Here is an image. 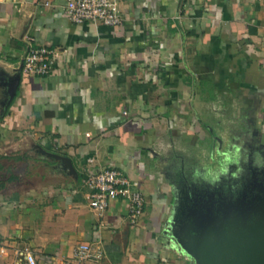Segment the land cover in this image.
I'll use <instances>...</instances> for the list:
<instances>
[{
  "label": "crops",
  "instance_id": "0c3cea01",
  "mask_svg": "<svg viewBox=\"0 0 264 264\" xmlns=\"http://www.w3.org/2000/svg\"><path fill=\"white\" fill-rule=\"evenodd\" d=\"M66 2L0 0V264H27L23 248L37 264H179L160 170L190 141H264V0H119L116 26L73 23ZM35 46L59 53L48 74L22 71ZM88 166L139 180L137 223L124 200L89 206ZM84 241L102 259L73 260Z\"/></svg>",
  "mask_w": 264,
  "mask_h": 264
},
{
  "label": "rangeland",
  "instance_id": "374dc122",
  "mask_svg": "<svg viewBox=\"0 0 264 264\" xmlns=\"http://www.w3.org/2000/svg\"><path fill=\"white\" fill-rule=\"evenodd\" d=\"M250 134L252 136L238 134L233 141L224 139L222 147L220 144L214 147L207 142L195 146L190 141L185 144L187 149L183 150L187 155L186 159L178 157L177 153L182 151L173 149L176 164L172 167L165 163L161 167L160 171L170 177L174 191L170 193L169 212L161 225L160 234L170 240L172 250L180 258H184L179 264H199L194 254L199 240H210L217 244L222 240H253L261 234L259 227L264 217V168L255 167L251 161L253 158L255 164L260 166L262 160L258 154L248 158L242 180L232 181L237 183L235 188L228 184L210 188L206 184H195L191 181L193 168L215 165L212 160L214 154H217L219 160L221 157L218 153L228 152L236 145L243 147L245 143H252L250 137L260 136L257 133ZM220 138L216 136L215 139L221 142ZM260 143L264 144V141ZM254 177L258 180L257 187Z\"/></svg>",
  "mask_w": 264,
  "mask_h": 264
},
{
  "label": "built area",
  "instance_id": "2783aa9c",
  "mask_svg": "<svg viewBox=\"0 0 264 264\" xmlns=\"http://www.w3.org/2000/svg\"><path fill=\"white\" fill-rule=\"evenodd\" d=\"M64 11L68 20L76 24L99 22L106 26H116L123 20L119 0H67ZM58 56L59 53L54 48L30 47L23 56L22 71L31 75L48 74ZM89 161L91 162L92 159ZM84 186L89 206L100 213L107 209L111 200L121 199L127 203L126 216L129 222L137 223L144 214L146 198L139 180L130 177L117 167H86ZM19 253L23 255L27 264H37L28 248H23ZM103 255L101 248L84 241L74 247L72 259L78 263L97 262Z\"/></svg>",
  "mask_w": 264,
  "mask_h": 264
},
{
  "label": "water",
  "instance_id": "95a60500",
  "mask_svg": "<svg viewBox=\"0 0 264 264\" xmlns=\"http://www.w3.org/2000/svg\"><path fill=\"white\" fill-rule=\"evenodd\" d=\"M17 79L10 87L11 93L14 92ZM50 154L62 160L73 171L68 157L56 153ZM262 219L259 227L261 234L253 240H222L217 244H213L210 240H199L194 251L199 264H264V217Z\"/></svg>",
  "mask_w": 264,
  "mask_h": 264
},
{
  "label": "clouds",
  "instance_id": "9594fccd",
  "mask_svg": "<svg viewBox=\"0 0 264 264\" xmlns=\"http://www.w3.org/2000/svg\"><path fill=\"white\" fill-rule=\"evenodd\" d=\"M218 155L221 159L217 160V154L212 156V160L215 162L214 166H204L193 168L191 172V181L195 184H206L210 188H216L221 184H228L235 188L245 174V165L247 163L246 154L244 149L240 145L233 146L228 152H220ZM264 159V156L261 157ZM253 165L255 164L253 159ZM233 168L235 170H233Z\"/></svg>",
  "mask_w": 264,
  "mask_h": 264
},
{
  "label": "flooded vegetation",
  "instance_id": "af4514ba",
  "mask_svg": "<svg viewBox=\"0 0 264 264\" xmlns=\"http://www.w3.org/2000/svg\"><path fill=\"white\" fill-rule=\"evenodd\" d=\"M245 135H251V134L250 133L249 134L244 133L243 136H245ZM252 138H253V140H252ZM250 141H252V143L253 142L254 143L252 144V143L248 142V143H245V145L243 146V147H245L244 152L246 153L247 161H248V158H250V157L252 158V156H254V154H258L259 157L264 156V144L260 143L261 140L258 137L257 138L250 137ZM261 160H262V162H261L262 164H260V168H262V167L264 168V159H261ZM251 161H253V158ZM246 165H247V163H246ZM179 170H176V171H178V173H179ZM178 176H179V174H178ZM256 181L258 182V180L254 177V184L257 187Z\"/></svg>",
  "mask_w": 264,
  "mask_h": 264
},
{
  "label": "trees",
  "instance_id": "16d2710c",
  "mask_svg": "<svg viewBox=\"0 0 264 264\" xmlns=\"http://www.w3.org/2000/svg\"><path fill=\"white\" fill-rule=\"evenodd\" d=\"M210 139V138H209Z\"/></svg>",
  "mask_w": 264,
  "mask_h": 264
}]
</instances>
